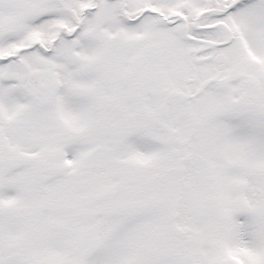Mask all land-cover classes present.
<instances>
[{"label":"snow or ice","instance_id":"6c2138e0","mask_svg":"<svg viewBox=\"0 0 264 264\" xmlns=\"http://www.w3.org/2000/svg\"><path fill=\"white\" fill-rule=\"evenodd\" d=\"M0 264H264V0H0Z\"/></svg>","mask_w":264,"mask_h":264}]
</instances>
